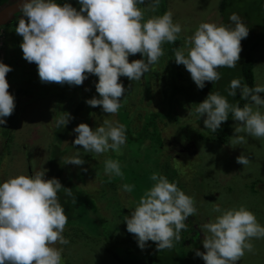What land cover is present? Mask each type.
I'll return each instance as SVG.
<instances>
[{
    "label": "clouds",
    "instance_id": "obj_1",
    "mask_svg": "<svg viewBox=\"0 0 264 264\" xmlns=\"http://www.w3.org/2000/svg\"><path fill=\"white\" fill-rule=\"evenodd\" d=\"M145 2L78 0L80 8L77 10L67 0L63 3L57 0H19L23 16L15 32L23 37L20 44L23 58L37 65L43 83L80 86L89 75L97 76L95 88L99 98L93 97L86 103L91 107L102 106L105 113L115 115L122 106L121 101L133 95L131 89L126 95L127 86L120 82V78L127 77L131 81L142 79L145 98L155 93L161 80L167 77H161L158 72L160 66L157 62L164 55L163 45L175 43L182 32V26L174 21L171 10L145 20V12L155 11L161 0H147V6L141 8ZM229 20L231 25L202 22L191 36L185 38L184 45L174 50L175 62L185 66L188 72L182 67L178 70L186 74L188 80L191 77L194 82L190 84L195 92H199H196L197 95L206 93L201 90L205 82L215 83L221 79L218 69L235 68L240 61L241 41L248 37L250 29L236 13H232ZM137 53L144 58L130 62L129 57ZM0 57L3 58V55ZM150 69L155 72V77L150 75L152 88L146 93L145 74ZM12 70L5 61H0V125L6 124V117L13 114L6 126L9 133V126L16 120L17 112L23 111L20 103H15L17 95L14 97L9 92L7 74ZM187 79L181 82L187 84ZM242 79H233L227 90L228 96L233 98L238 90L241 92L242 99L248 101L242 107L238 102L230 103L219 92H211L197 107L189 110L207 138L216 135V138L205 140L202 144L207 146L217 140L216 131L229 120L230 113L232 119L226 141H220L222 145L234 147L237 144V151L246 152L245 136L264 139V97L260 95L264 93V84L249 87ZM196 85L198 89H195ZM180 98L187 100L184 94ZM63 113L55 117L57 128L66 127L73 119L70 113ZM205 116L204 122L199 120ZM165 129L161 127L164 138ZM73 131L78 134L74 145L96 155L110 150L120 153L128 136L123 124L108 119L95 129L81 123ZM236 162L246 167L249 158L241 154ZM84 163L79 153L65 158V164L80 166ZM46 172L47 169L20 174L0 182V264H63L64 249L55 245H67L70 241L64 236L68 216L58 193L63 189L67 196H72V191L64 187L58 178L46 179ZM105 173L110 178L124 175L119 160L113 159L105 161ZM151 180L153 186L144 193L124 221L127 231L134 234L142 250L148 241H152L156 242L160 252L171 249L174 241L181 239V230L187 228L185 221L196 214L197 208L193 195H187L177 182H170L159 173H153ZM134 187L125 183L122 190L131 193ZM215 192L220 195V200L221 193ZM212 204L213 212L219 215L201 225L204 239L200 248L198 237L202 233L197 225H191L198 248L191 251L192 255L188 253L186 256L201 257L204 264H241L245 253L254 251L251 241L264 239V225L245 205L222 209L218 203ZM103 240L104 236L97 248ZM104 251L109 253L106 248ZM113 259L122 264L114 256Z\"/></svg>",
    "mask_w": 264,
    "mask_h": 264
},
{
    "label": "rangeland",
    "instance_id": "obj_2",
    "mask_svg": "<svg viewBox=\"0 0 264 264\" xmlns=\"http://www.w3.org/2000/svg\"><path fill=\"white\" fill-rule=\"evenodd\" d=\"M222 1L223 0H165L167 9L173 12L174 21L181 24L182 32L180 38L175 43H165L163 45L164 55L160 57L157 62L160 66L158 72L165 71L163 64L167 53H170L172 57H175L174 50L182 47L185 38L191 36L202 22L216 23L218 25L222 24L221 21L223 16L220 13ZM259 1L260 0H234L231 2V6L237 5L239 8L238 10H242L247 9L248 5L253 8L255 4L257 6L256 8H259ZM252 2L254 3L253 5ZM70 3L73 7H76L77 10H79L80 5L78 0H71ZM145 6H147V0L145 5H141L140 7L144 8ZM162 6L163 2L161 1L159 8L160 12H157V8L155 11L147 10L145 12V20L152 16L163 15L161 11ZM228 7L229 11H234V8L229 5ZM229 11H227V13H231ZM254 14L257 15L259 13L255 11ZM238 15L243 16L242 14ZM243 22L247 25L248 21ZM247 27L250 29L249 33L256 30L258 31L257 35L261 36V31L256 27H254L255 29L248 25ZM14 28H16V25L11 26L9 29L12 32V29ZM6 32L7 29L5 27L0 28V56L1 54L4 56L5 53V42L7 41ZM16 39L17 44L20 46L23 37L18 35L16 36ZM179 41L180 47L177 46ZM13 45L14 41L9 43V47L13 48ZM11 55L13 56V59H16L18 53L14 51ZM254 57L257 59L255 64L256 84H264V45L255 48ZM143 58L142 54L137 53L134 56H130L129 61L131 62ZM0 61L4 62V59L0 57ZM26 63L27 66H29L30 63L28 61H26ZM159 66L157 68H159ZM180 67H182L186 73L188 72L185 66L182 64L178 65L175 62L174 69H172L173 74H169L165 79H162L158 89L148 98H145L143 95L145 92V86L142 79L139 81H131L127 77H121L120 82L127 86L126 95L130 94V89L133 91V95L129 98L126 97L124 101H121L122 106L118 113L110 115L97 106L98 108L96 110H98L99 113L97 112L92 115H87L86 118L81 119V123H87L91 128L95 129L102 124L105 119H108L123 124L127 131L130 126V120L133 116L134 124L136 125L135 140L136 142H139L140 139H144L140 126L143 117H145L148 112L157 115L159 125L162 128L166 127L163 131L166 135L164 141L168 147L172 148L171 151L175 149L183 150L187 147H189L190 150L187 156V161L179 160L182 168L180 171L181 176L179 175V178L187 187V190L184 187L181 188V190L189 196L193 195L192 197L195 200L197 212L185 222H189V226L192 224L194 226L197 225L200 231L202 224L214 220L215 217L219 215V213L213 212L214 205L212 203L216 202L222 209L245 205L256 215L257 220L264 225V139L245 136L246 143L244 148L246 152L240 150L237 151L235 148L238 146L237 144L234 145V147H230V145L227 144L222 145L219 138H217L214 143H210L207 146L202 144V140H199L197 144H194L195 141L191 138V134L187 132L182 133L184 141L179 139L178 143H174L173 140H171V137L173 136L179 137L181 134V132L179 133V129H185L189 125L193 126L190 127V129H201L200 124L196 121L195 117L191 115L189 110L193 107H197V104L205 100L199 99V95H197V93H199L198 91L192 96L193 101L190 103H182L176 100L177 97H171V79ZM150 75L151 73H149V71L145 74L146 93L147 86L151 84L149 78ZM7 77L9 78V76ZM93 79L94 75H89V78L80 86H70L68 84L61 85L54 82L46 83L49 86L48 97L41 98L38 96L40 99L37 98L33 102L30 100L32 98L30 95L29 101L25 100V97L22 98V96H20L21 100H23L21 102L23 111L17 112L16 120L11 126H9L11 127L10 133L6 126H8L9 122L12 120L13 114L10 117H6V124L0 125V182L13 176L20 174L28 175L32 174L34 171H43L45 169H47L45 178H50L53 167L49 163V158L53 153L52 148L55 139L54 133L57 131L55 117H58L59 114H64L63 112H65L66 109V112L71 114V109L75 106V104H73L71 107L69 93L67 94V98L64 99H61V97H58L57 95L72 90H75L81 95H86L92 86L90 81ZM229 82V77L224 71H222L221 79L218 83L219 85L226 87V90L223 92L214 86L212 92H219L221 95L226 96L230 103H233L234 101L239 100L237 97L241 95V92L238 90L237 95L234 98L228 96L227 90L229 88ZM209 83L212 84V82ZM195 89H198L197 85L195 86ZM17 90L18 88L14 87L10 93L15 97L18 94ZM260 95L264 97V93H261ZM178 99L182 100L180 97H178ZM122 108L126 110L129 109L132 112V115L130 113V116H128V111H125ZM18 109L20 110V107ZM52 120L53 122H51ZM241 134L244 135L243 133ZM71 139L72 137H68L62 144V147L65 148L68 144L70 146ZM74 140L75 139L72 141L73 143ZM125 145L127 147L126 150L123 149ZM125 145L122 146L120 153H125L128 150L131 152L133 151L134 147H131V144H129L128 141ZM71 153L73 152L71 151ZM113 153L115 154L116 152ZM241 154L249 158V164L246 167L236 162V158ZM66 155L67 157L71 155L70 151ZM176 157L182 159L178 154H176ZM30 169H32V171ZM75 169L77 168L71 167L70 171L73 172ZM143 171L144 172L141 173L143 176H141L142 179L140 183H143L144 187H136V190L141 189V192L138 194L136 193L137 202H139L144 193L152 187L151 182L145 178V176L151 172V166H144ZM68 173V171H64V176H67ZM197 179L203 184H206L207 187L205 188L203 184L201 185L198 183ZM73 181L80 186L84 184L80 179L73 178ZM86 181L87 182L84 186L90 192L95 188L100 189L102 186L101 178L94 174L89 176ZM69 182L72 183V179ZM123 182L124 181H120L119 184ZM254 182L257 183L256 187ZM255 189H257L256 192H254ZM215 191L221 193L220 200H218V196L220 195ZM100 193H97L98 202L101 206L100 213L105 215L104 217L111 221L110 223H106L107 225L105 227L109 226L114 228L116 227L115 224H117L118 229H125L124 232H126V221H124V217H120L122 211L120 212L115 206L118 202L117 198L115 200V198L113 199L112 197V200H110V194L107 191H101ZM115 193L116 195L113 192L111 195L124 200L123 197L125 196V193L128 192L123 191L122 187H120ZM124 201L128 206L127 210L130 211L133 207V205H131L132 201L130 198ZM251 208H254L257 211H253ZM112 218H114L113 221ZM67 229L68 227L65 226V230ZM96 230L97 229L94 228L89 231V229L84 227L83 232L80 234V240L72 242L67 246L59 245L58 243L55 245L58 248L62 247L64 249L62 253V256L64 255L66 258L64 264H117L113 259V255L104 251L109 243L107 240H103L102 244L97 248V244H99V240H101L103 236L99 235L100 230H97L98 233ZM195 230H197V228H195ZM84 232H88L90 237H84ZM251 242L255 247L254 251L246 252L244 257L240 260L242 262L241 264H264V239H259L254 242L252 240ZM202 249H204V247ZM204 251H206V249H204ZM125 253L126 259L135 260L136 257L127 252ZM168 262H170L169 259Z\"/></svg>",
    "mask_w": 264,
    "mask_h": 264
},
{
    "label": "trees",
    "instance_id": "obj_3",
    "mask_svg": "<svg viewBox=\"0 0 264 264\" xmlns=\"http://www.w3.org/2000/svg\"><path fill=\"white\" fill-rule=\"evenodd\" d=\"M9 0H0V5L8 2ZM71 0H67L70 3ZM163 2V6L161 7V11L164 12L168 11L166 7L165 0H161ZM234 0H223L222 6L220 8V13L223 16L222 24L223 25H231L232 22L229 20V17L232 13L242 14L240 15L243 21H248L247 25L251 28L256 27L260 30V35L258 36V31L250 32L248 37L241 41L242 44V51L240 53V61L237 63L235 68H220L219 72L222 75V71L229 77L230 82L233 79L243 78L242 82L247 83L249 87H254L256 85V75H255V64L257 59L254 57L255 48L264 45V0L259 1V8L254 4V7L248 5L247 9L238 10V6H231V2ZM58 3H63L64 0H57ZM250 4V3H249ZM228 5L234 8V11H229ZM160 5L157 7V12H160ZM227 11L231 13H227ZM257 11L259 14H254ZM23 13H18L16 15V19L10 21L5 27L7 29V41L5 42V63L12 67V71L7 74V80L9 82V92L14 88H18V94L15 97V103L19 102L20 105L22 104L20 96L22 98H26L25 100L29 101V95L32 97L30 100L31 102L35 101V99L47 98L49 95V86L46 83L41 82L37 65L34 63H30L27 66L26 60L23 58V52L20 46L17 44V39L15 32V28L10 31V27L13 25H17L20 17ZM18 17V18H17ZM22 18V17H21ZM252 20V21H251ZM249 28V27H248ZM255 29V28H254ZM14 41L13 48L9 47V43ZM177 46L180 47V41L177 43ZM16 51L18 53L16 59H13L11 55L12 52ZM175 64V57H172L170 53H167L163 66L165 67V71H161V77H166L167 75L172 73V69H174ZM149 73H151L152 77H155V72L150 69ZM173 74V73H172ZM95 80H91L90 83H93L87 92L86 95H81L80 93L72 90L70 92H63L58 94V97L61 99L67 98V94L69 93V100L71 102V107L73 104L75 106L71 109L73 113L71 116L73 119L70 120L69 124L66 127H59L55 132V139L52 148V154L49 158V163L53 167L52 174L49 179L55 177L58 178L62 185L66 188H71L72 196H67L63 189L58 193V198L60 203L65 209V213L68 216V223L66 226L68 227L67 230L64 231L65 237L70 241V245L72 242H76L81 238L80 234L83 232L84 227L89 229V231L96 228L100 230L99 235L104 236L105 240L109 243L106 246V249L109 253H111L116 260L121 262L122 264H203L201 257L195 258H188L186 255L190 253L192 255V250H196L199 246H201V242L204 239V233L202 228H200V233L198 237V246H197V239L195 236V231L192 226H189V222H185L187 228L181 230V239L179 241H174V246L171 249H165L162 251H158L156 248V242L148 241L146 247L142 250L138 246L137 239L135 238L134 234L129 233L125 229H118L117 224L116 227L111 228L109 226L105 227L107 224L110 223L108 218L104 217L100 213L101 206L98 202V195L97 193L108 192L110 194V200L117 198L118 202L116 203V208L122 211L120 217L126 218V216H130L131 211L135 209L137 206V194L141 192V189L136 190V187L142 188L144 187L143 183H140L141 176H143V167L150 165L151 172H149L145 178H147L152 186L154 182L151 180V176L153 173H159L166 176L170 182H177L178 187L181 189L186 187V185L181 182L179 175L180 171L182 170L180 166V161H187V156L190 152L189 147L179 150L175 149L173 151L171 147H168L164 142V137L162 136L161 126L159 125L157 119V115L148 112L145 117H143V122L140 125L141 130L144 135V139H140L139 142L135 140V124L133 122L134 117L130 120V126L126 131L127 141L131 144L133 151L131 152L128 150L125 153H113L111 150L105 154L96 155L94 153L85 152L82 146L74 145L72 142L73 139L76 138L78 134L74 133L73 129L81 124V119L86 118L87 115H92L97 113L96 110L98 107H91L86 103V100L91 99L93 97L99 98V95L96 92L95 83L98 82V77L94 75ZM187 79L186 74L182 73L181 71L177 70V72L173 75L171 79L172 88L170 89L171 97L176 98L179 102H187L190 103L192 101V96L195 93L193 86L190 83L194 81L191 79L188 80L187 84H183L181 80ZM217 82H205V87L201 89L203 92L200 93L199 99H206L209 93H211L217 87L221 91L225 92L226 87L219 85ZM229 82V83H230ZM154 84H156L154 82ZM230 85V84H229ZM228 85V86H229ZM227 86V87H228ZM151 84L147 86V91L151 90ZM35 92V93H34ZM182 94L186 96V99H178ZM56 95V94H55ZM149 95V94H148ZM39 96V97H38ZM239 100L234 101L233 104L239 103L240 106L244 105L248 101L242 99V94L237 97ZM236 100V99H235ZM78 101V102H77ZM75 102V103H74ZM100 109L102 106H99ZM21 108V107H20ZM93 108V109H92ZM23 108H21L22 110ZM92 109V110H91ZM125 111H128L122 108ZM67 110V109H66ZM65 110V112H66ZM91 111V112H90ZM99 113V112H98ZM60 116V115H59ZM128 116L130 113L128 111ZM181 118V117H180ZM205 117L199 118L200 121L204 122ZM232 119L231 113L229 114V120L223 122L220 129L216 131L218 135L217 138L220 139L221 142H225L227 139L228 134V125L230 124ZM120 120V119H119ZM193 126H187L185 129H179V139L184 141L182 137L183 132H187L191 134V138L195 141L194 144H197L199 140H212L216 138V135L212 134L210 137H206L200 130L198 129H190ZM72 137L71 144L67 145V147L63 148L62 144L67 138ZM124 150L127 149L126 145L123 147ZM70 151L68 157L72 155L75 156L79 153V157L84 159L85 163L83 165L77 166L72 164H65V158H67V153ZM71 151L73 153H71ZM180 155L182 159H178L176 154ZM186 159H184V158ZM107 159L119 160L122 171L124 173L123 177L112 176L111 178L105 173V161ZM56 167V168H55ZM71 167H75V171L71 172ZM33 169V167H32ZM32 169H30L32 171ZM86 169V170H85ZM64 171H68V175L64 176ZM92 174L97 175L101 178L102 186L99 188H95L91 192L86 189L84 184L87 182V178ZM181 176V175H180ZM73 178L80 179L84 184L82 186L77 185L74 183ZM68 179V180H67ZM72 179V183L69 182ZM120 181H124L123 183L119 184ZM197 182L201 185L203 184L197 179ZM131 184L134 185V189L131 193H125L123 197L124 200L130 198L132 201L133 207L130 211L127 210L128 206L124 200H121L119 197L111 195L112 192L116 195L115 191L122 187L123 184ZM255 187L257 185L254 182ZM206 188L207 185L203 184ZM98 189V190H97ZM255 189L254 192H256ZM137 193V194H136ZM101 194V193H100ZM104 194V193H103ZM114 218H112V221ZM75 228V229H74ZM96 232L98 233V231ZM199 230V229H198ZM84 237L89 238L88 232H84ZM66 245V246H67ZM65 246V245H63ZM167 250V252H166ZM133 255L135 260H128L126 259V253ZM123 255V257H122ZM63 264L66 261L64 255L62 256ZM168 259L170 262H168Z\"/></svg>",
    "mask_w": 264,
    "mask_h": 264
},
{
    "label": "water",
    "instance_id": "obj_4",
    "mask_svg": "<svg viewBox=\"0 0 264 264\" xmlns=\"http://www.w3.org/2000/svg\"><path fill=\"white\" fill-rule=\"evenodd\" d=\"M19 12H21L19 0H12L0 5V27L10 23Z\"/></svg>",
    "mask_w": 264,
    "mask_h": 264
},
{
    "label": "flooded vegetation",
    "instance_id": "obj_5",
    "mask_svg": "<svg viewBox=\"0 0 264 264\" xmlns=\"http://www.w3.org/2000/svg\"><path fill=\"white\" fill-rule=\"evenodd\" d=\"M6 38H7V36H6ZM3 59L5 61V56H3ZM171 138H172L171 140H173L174 143H178V140H179V137L178 136H173Z\"/></svg>",
    "mask_w": 264,
    "mask_h": 264
},
{
    "label": "bare ground",
    "instance_id": "obj_6",
    "mask_svg": "<svg viewBox=\"0 0 264 264\" xmlns=\"http://www.w3.org/2000/svg\"><path fill=\"white\" fill-rule=\"evenodd\" d=\"M13 20V19H12Z\"/></svg>",
    "mask_w": 264,
    "mask_h": 264
}]
</instances>
